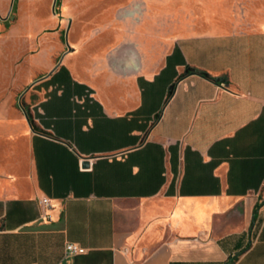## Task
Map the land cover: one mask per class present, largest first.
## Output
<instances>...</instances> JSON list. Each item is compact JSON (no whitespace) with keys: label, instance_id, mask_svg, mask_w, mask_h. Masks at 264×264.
Segmentation results:
<instances>
[{"label":"crops","instance_id":"0c3cea01","mask_svg":"<svg viewBox=\"0 0 264 264\" xmlns=\"http://www.w3.org/2000/svg\"><path fill=\"white\" fill-rule=\"evenodd\" d=\"M7 23L0 264H264V30L50 47Z\"/></svg>","mask_w":264,"mask_h":264},{"label":"rangeland","instance_id":"374dc122","mask_svg":"<svg viewBox=\"0 0 264 264\" xmlns=\"http://www.w3.org/2000/svg\"><path fill=\"white\" fill-rule=\"evenodd\" d=\"M122 19L131 28L140 24L152 39L248 33L264 30V0H0V21L23 35L34 23L36 44L47 37L50 47H58L54 35L63 39L65 31L79 40L103 30L111 43Z\"/></svg>","mask_w":264,"mask_h":264},{"label":"built area","instance_id":"2783aa9c","mask_svg":"<svg viewBox=\"0 0 264 264\" xmlns=\"http://www.w3.org/2000/svg\"><path fill=\"white\" fill-rule=\"evenodd\" d=\"M41 204L44 205L45 207H48V200H42ZM64 252H66L67 256L74 257V256H81L84 254V249L79 248L78 246H75L73 244H66L64 248Z\"/></svg>","mask_w":264,"mask_h":264},{"label":"water","instance_id":"95a60500","mask_svg":"<svg viewBox=\"0 0 264 264\" xmlns=\"http://www.w3.org/2000/svg\"><path fill=\"white\" fill-rule=\"evenodd\" d=\"M83 167H88V164L87 163H83V165H82Z\"/></svg>","mask_w":264,"mask_h":264}]
</instances>
